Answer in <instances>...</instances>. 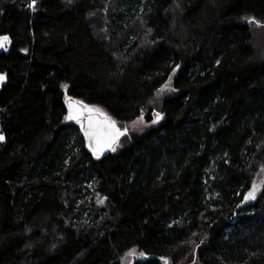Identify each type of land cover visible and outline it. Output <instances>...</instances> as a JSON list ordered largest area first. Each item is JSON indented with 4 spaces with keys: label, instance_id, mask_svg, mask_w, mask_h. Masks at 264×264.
<instances>
[{
    "label": "trees",
    "instance_id": "trees-1",
    "mask_svg": "<svg viewBox=\"0 0 264 264\" xmlns=\"http://www.w3.org/2000/svg\"><path fill=\"white\" fill-rule=\"evenodd\" d=\"M31 3L0 0V264H264V185L244 205L264 169L246 22L264 25V0ZM172 76L163 119L106 157L65 119L69 97L128 126Z\"/></svg>",
    "mask_w": 264,
    "mask_h": 264
},
{
    "label": "snow or ice",
    "instance_id": "snow-or-ice-1",
    "mask_svg": "<svg viewBox=\"0 0 264 264\" xmlns=\"http://www.w3.org/2000/svg\"><path fill=\"white\" fill-rule=\"evenodd\" d=\"M70 3L71 0H68ZM36 0H32V3L29 5L33 10H35ZM249 24H257L260 25L259 21L255 20V18L247 19L246 21ZM11 43V40L8 36H0V49L7 51V45ZM171 79V78H170ZM5 77L0 75V83H3ZM67 87V86H65ZM69 114L65 117L66 120H75L77 123H80L81 129L84 131L85 137L88 140L89 149L93 152V154L100 158V156L105 151H116V146L121 136L127 135V129L123 131L116 126V123L105 116L104 120L94 121L91 118V114L96 112L97 110L94 108H89L87 105H80L79 102L74 105L69 103ZM87 111L90 114V118L88 120V127L85 128L82 121V117L84 115V111ZM142 119V117H141ZM163 119V117L157 113L156 119L153 120V123L159 122V120ZM4 136L0 134V142L4 141ZM256 198V185H253V190L248 192L245 196V201L254 200ZM167 264V261L165 262Z\"/></svg>",
    "mask_w": 264,
    "mask_h": 264
},
{
    "label": "rangeland",
    "instance_id": "rangeland-1",
    "mask_svg": "<svg viewBox=\"0 0 264 264\" xmlns=\"http://www.w3.org/2000/svg\"><path fill=\"white\" fill-rule=\"evenodd\" d=\"M255 28V32H256V37L259 38L261 41L264 42V26H256ZM173 77H171V79H169L164 85H162L156 92L153 101L148 105V109H146V111L144 112V114L134 123L129 124L128 126L119 124L121 126V128H125L128 127L129 131H143L146 128H148L149 126H151V124H156V123H152L153 120L156 119V114L159 113V108L163 102L164 99L175 96L177 94V91L175 90L174 86H173ZM70 98L66 97V101H68ZM91 108L96 109V113L105 115V111L102 110L99 107L96 106H91ZM151 113V121L147 120V115L148 113ZM107 115V114H106ZM70 121V120H69ZM83 123V122H82ZM125 142L126 139H122L118 142L117 146H116V151L122 149L125 146ZM256 185V198L254 200H249V201H245L244 199V205L246 204H250V203H254L255 200L257 199V197L259 196L260 192L262 191L263 185H264V169H262L259 173H257L255 180L253 182V185ZM253 185L252 188L248 191H252L253 190ZM247 192V194H248ZM246 194V195H247ZM245 195V196H246ZM245 198V197H244ZM97 206L101 209H108V202L106 199L104 198H98L96 200ZM139 252H137V250H131L127 253L124 254V256H122L121 258V262L122 264H130L131 260L134 256L138 255ZM190 256V255H189ZM184 260L182 263L180 264H200V262L197 260L196 257H189Z\"/></svg>",
    "mask_w": 264,
    "mask_h": 264
},
{
    "label": "water",
    "instance_id": "water-1",
    "mask_svg": "<svg viewBox=\"0 0 264 264\" xmlns=\"http://www.w3.org/2000/svg\"><path fill=\"white\" fill-rule=\"evenodd\" d=\"M3 49H0V52L2 51ZM0 75H3L4 77H5V80H4V82L3 83H0V91L3 89V87L6 85V83H7V81H8V76L5 74V73H2L1 71H0ZM79 101H77V100H69V102H68V105H69V103H72V104H74V105H76L77 103H78ZM79 104L80 105H85V104H83L82 102H79ZM68 110H69V107H68ZM69 114V113H68ZM105 116L106 115H101V114H99V113H96V112H93L92 114H91V118L94 120V121H96V120H98V121H103L104 120V118H105ZM107 118H109L108 116H106ZM89 118H90V114L85 110L84 111V115H83V117H82V119L84 120V127L85 128H87L88 127V120H89ZM110 120H112L111 118H109ZM73 122H76L75 120H72ZM112 121H114L115 123H116V126L119 128V129H121L122 131L124 130V129H127V134L129 133V130H128V128H121V126L115 121V120H112ZM124 136H126V135H124ZM124 136H121L120 137V139H122ZM82 137H83V140H84V144H85V147L87 148V150L92 154V155H94L93 154V152L89 149V146H88V140H87V138L85 137V134H84V131L82 130ZM119 139V140H120ZM4 141H5V139H4ZM4 141H2V142H4ZM2 142H0V143H2ZM112 151H105L100 157H106V156H108L110 153H111Z\"/></svg>",
    "mask_w": 264,
    "mask_h": 264
}]
</instances>
